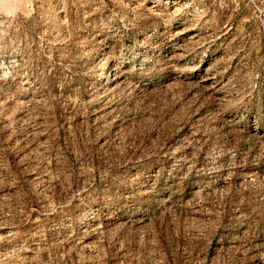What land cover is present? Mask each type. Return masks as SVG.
<instances>
[{"label":"rangeland","instance_id":"1","mask_svg":"<svg viewBox=\"0 0 264 264\" xmlns=\"http://www.w3.org/2000/svg\"><path fill=\"white\" fill-rule=\"evenodd\" d=\"M0 2V264H264V0Z\"/></svg>","mask_w":264,"mask_h":264},{"label":"bare ground","instance_id":"2","mask_svg":"<svg viewBox=\"0 0 264 264\" xmlns=\"http://www.w3.org/2000/svg\"><path fill=\"white\" fill-rule=\"evenodd\" d=\"M11 1H12V0H11ZM0 2H1L2 5H4V6H9V5H10L9 0H0Z\"/></svg>","mask_w":264,"mask_h":264}]
</instances>
